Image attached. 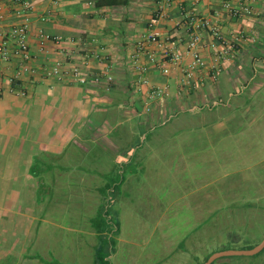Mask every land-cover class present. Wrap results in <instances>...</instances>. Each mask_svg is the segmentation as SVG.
<instances>
[{"label": "rangeland", "instance_id": "1", "mask_svg": "<svg viewBox=\"0 0 264 264\" xmlns=\"http://www.w3.org/2000/svg\"><path fill=\"white\" fill-rule=\"evenodd\" d=\"M150 114L97 135L80 131L60 106L38 120L55 121L63 156L37 191L42 213L22 264H204L264 240V75L216 105H185L141 124ZM19 152L0 151V170ZM17 187L0 203L14 221L25 210ZM212 264H264V250Z\"/></svg>", "mask_w": 264, "mask_h": 264}, {"label": "crops", "instance_id": "2", "mask_svg": "<svg viewBox=\"0 0 264 264\" xmlns=\"http://www.w3.org/2000/svg\"><path fill=\"white\" fill-rule=\"evenodd\" d=\"M31 1L34 4L31 30L34 55L38 53L39 30L65 38L81 39L84 50L103 49V55L113 66L115 83L81 87L46 79L43 75L45 67L55 58H62V55L54 54L48 58L38 56L31 63L38 71L23 77L18 89L24 90L26 95L18 96L12 91L9 79L17 73L19 63L15 59L0 60V151H20L12 168L3 162L0 180L7 190H0V203L13 200L10 191L18 189L19 184L23 189L21 195L24 194L19 203L25 204L23 214H17L22 219L17 218L16 221L13 220V212L0 207V262L4 261V257L8 261L10 255H16L7 264H22L26 259L25 253H29L32 245L35 222L42 213V201L37 191L50 185L54 180L52 172L57 170L62 161V136L60 131L56 132L55 121L45 123V119L41 122L38 120L60 106L80 131L88 129L91 133L89 135H97L100 130L108 129L112 124L120 125L131 122L134 117H141L148 100V88L139 87L131 56L141 37L151 33L149 25L157 9V0H61L58 5H54L51 0ZM173 1L171 17L160 19L154 28L162 35L171 37L172 45L178 46L181 51H184L186 42L184 28L178 26L182 22L179 15V8L182 7L200 17L211 19L228 39L243 33L255 37V40L244 41L235 59L219 64L222 72L218 79L211 76V68L216 63L213 51L206 45L203 53L208 69L200 74L197 90L183 86L181 67L171 66V74L168 76L155 69L151 70L146 75L151 85L168 87L171 96L154 103L150 116L141 124L150 123L168 111L185 105L208 106L211 102L216 105L224 96L227 99L237 92H243L258 74L264 75V0H249L247 3L252 9V16L239 19L231 17L224 8L227 2L238 7V0ZM1 7L7 24L19 21L13 13L12 0H2ZM45 17L46 21H43ZM211 40V37H207L206 42ZM102 66V63L92 61L90 67L100 70ZM40 112L42 115L36 117ZM39 129L43 133L34 138L37 133L33 130ZM26 133L28 137L22 138L23 143L12 145L9 142L11 139L19 140ZM119 137L117 140L121 142V138L125 140L127 135L121 134ZM36 158L42 166L35 164ZM16 167L20 168L17 170Z\"/></svg>", "mask_w": 264, "mask_h": 264}, {"label": "built area", "instance_id": "3", "mask_svg": "<svg viewBox=\"0 0 264 264\" xmlns=\"http://www.w3.org/2000/svg\"><path fill=\"white\" fill-rule=\"evenodd\" d=\"M13 13L18 22L7 24L6 16L2 12L0 0V28H2V42L0 44V60L15 59L19 63L17 73L9 79L12 91L18 96H25L24 90H19V83L25 75L37 73V68L32 66V61L38 57H50L54 54L62 55L55 58L51 64L45 67L44 77L56 82L68 83L86 87L89 85H113L115 76L113 66L103 55V49L99 51H87L83 49V41L78 38H65L46 33L43 30L37 32L38 53L33 54L31 47V30L34 4L31 0H12ZM58 5L61 0H51ZM249 0H238L239 6L227 2L224 5L227 13L233 18L252 16L253 12ZM173 0H157L155 18L150 23L151 33L141 37L137 42L136 51L131 56V65L137 72L140 88H148V100L144 105V112H151L156 102L168 99L171 96L168 87H155L146 76L151 70L160 71L163 75L171 74V66L181 67L183 73V86L197 90L200 74L208 69L207 59L203 53L206 45L213 51L216 65L211 68L213 79L221 75L220 63L228 62L238 56L241 44L247 40H255V37L239 34L230 39L226 37L217 24L211 19L200 17L191 10L179 8L183 27L186 34L185 49L181 51L176 45H172L171 37L164 36L154 28L157 22L163 18H170L173 9ZM46 21V17L42 19ZM211 37L210 42H206ZM102 63V69L93 70L91 62Z\"/></svg>", "mask_w": 264, "mask_h": 264}, {"label": "water", "instance_id": "4", "mask_svg": "<svg viewBox=\"0 0 264 264\" xmlns=\"http://www.w3.org/2000/svg\"><path fill=\"white\" fill-rule=\"evenodd\" d=\"M264 250V240L255 248L248 251H226L215 254L205 264H212L216 259L225 256H255Z\"/></svg>", "mask_w": 264, "mask_h": 264}, {"label": "trees", "instance_id": "5", "mask_svg": "<svg viewBox=\"0 0 264 264\" xmlns=\"http://www.w3.org/2000/svg\"><path fill=\"white\" fill-rule=\"evenodd\" d=\"M98 6H100V4H98ZM101 6H102V4H101ZM253 248H254V247L250 248L249 250H251V249H253ZM99 251H100V249H99ZM99 251H98V253H99ZM206 261H207V260H206ZM94 264H108V262H107V263H104L103 261H101L100 257H98V258L95 259Z\"/></svg>", "mask_w": 264, "mask_h": 264}]
</instances>
